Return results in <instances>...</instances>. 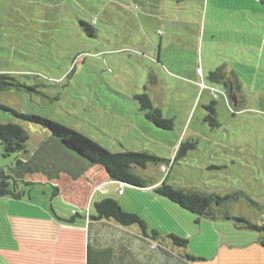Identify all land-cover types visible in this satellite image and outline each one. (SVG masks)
I'll return each mask as SVG.
<instances>
[{"label": "rangeland", "instance_id": "obj_1", "mask_svg": "<svg viewBox=\"0 0 264 264\" xmlns=\"http://www.w3.org/2000/svg\"><path fill=\"white\" fill-rule=\"evenodd\" d=\"M51 3L0 0V74L30 88L0 94V104L80 132L110 152L143 150L172 163L135 167L145 190L122 186L102 167L84 169L77 155L48 145L42 127L21 122L30 153L42 142L44 150L32 159L40 172L24 178L34 185H20V199L0 197V245L11 237H64L56 217L87 215L109 197L139 215L148 235L136 226L90 224L88 241L110 247L112 264H264L261 234L239 221L264 224L263 5L78 0L93 18L96 36L88 37L66 27L63 10ZM216 69L221 76L209 80ZM157 71L151 98L173 120L171 130L150 123L135 99L149 93ZM211 101L214 122L204 119ZM8 121L18 122L0 111V122ZM192 139L195 149L173 161L178 143ZM15 158L0 146V171ZM164 183L230 198L213 207V217L198 216L153 192ZM76 221L75 231L82 226ZM152 230L162 237L153 240ZM165 232L187 243L175 246Z\"/></svg>", "mask_w": 264, "mask_h": 264}, {"label": "trees", "instance_id": "obj_2", "mask_svg": "<svg viewBox=\"0 0 264 264\" xmlns=\"http://www.w3.org/2000/svg\"><path fill=\"white\" fill-rule=\"evenodd\" d=\"M51 1V5L54 9L63 10V22L66 27L74 26L81 32L85 33L88 37L96 36L93 18L84 12H80L77 8L78 0ZM174 1L181 2L183 0ZM256 1L264 4V0ZM220 76V70L216 69L214 72L208 74V79L212 81L213 78ZM224 84L227 87L226 82H224ZM23 89L30 90L29 87L22 86L11 75L5 73L0 74V94L11 92L12 90L20 91ZM135 99L139 104V112H142L150 123L162 130L172 129L173 120L163 116L161 109L153 104V101L147 92L135 96ZM214 104L215 102L211 101L210 104L203 106L204 109L209 112L205 116V120L214 122V118L216 117V113L213 109ZM0 111L6 112L18 120V122H0V146L2 147L3 154L5 156H16L15 163L10 166L6 172L3 170L0 171V197L11 196L14 199H20L24 194V190H20L19 186L34 185L33 183L25 181V176L40 172L35 161L32 159H37L38 155L44 150L42 148L44 144L42 142L35 152L30 153L28 147L30 136L21 125V122L42 127L48 134L46 141L48 142V145L53 144L52 146L60 152L65 149L74 153L83 160L82 162L79 160V162L84 166V169H86L87 166L91 167L94 165L102 167L111 180L120 183L122 186L128 185L137 189L145 190L148 187V182L136 174L134 168H146L149 164L155 166H165V164H167L169 168V165L172 163L170 160L151 155L143 150H125L113 153L82 133L56 122L48 121L34 114H22L1 104ZM196 144L197 142L193 139L189 142L180 141L174 152L175 156L173 161L185 157L189 150L195 149ZM86 163L87 165H85ZM54 190L56 189L54 188ZM153 192L198 216L205 217H213V207L217 206L218 208H221L225 201L230 198L208 194L199 190L176 188L165 183L161 184ZM53 196H55L54 193ZM56 218L63 222L66 227L63 231L64 237H72V234L76 233V231H78L79 237L87 236V240L85 241L87 264H111L114 258L110 247L98 249L91 244V241H88L89 225L93 224V222H110L122 228L136 226L140 229V232L144 237H148L146 232V222L136 213L123 209L118 201L109 197H104L101 200L94 202L93 211L87 213V215L74 212L68 219ZM76 219L81 220L79 223H81L82 226H78L77 228L79 229L75 231V226L78 223ZM239 221L244 222L247 228L255 230L261 234L259 241L264 247V224L260 226L252 225L242 218H240ZM72 227L73 229H70ZM85 232L87 234L86 236L84 235ZM160 233L162 232L152 230L151 237H153V240H155L154 237H162ZM163 237H166V239H164L165 241L170 242L175 246H184L187 243L186 239L179 237L172 232H165Z\"/></svg>", "mask_w": 264, "mask_h": 264}, {"label": "crops", "instance_id": "obj_3", "mask_svg": "<svg viewBox=\"0 0 264 264\" xmlns=\"http://www.w3.org/2000/svg\"><path fill=\"white\" fill-rule=\"evenodd\" d=\"M262 5L264 8V4ZM156 74L150 83V98L152 88L158 84L160 78L159 71ZM65 228L63 225L59 230ZM81 239L87 240L86 237H11V244L0 245V260L4 258L5 264H87L84 245L86 242H79Z\"/></svg>", "mask_w": 264, "mask_h": 264}]
</instances>
